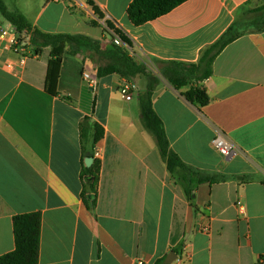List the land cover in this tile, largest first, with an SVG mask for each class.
I'll list each match as a JSON object with an SVG mask.
<instances>
[{"label": "crops", "instance_id": "1", "mask_svg": "<svg viewBox=\"0 0 264 264\" xmlns=\"http://www.w3.org/2000/svg\"><path fill=\"white\" fill-rule=\"evenodd\" d=\"M2 1L34 28L84 36L96 48L65 49L58 96L45 89L50 48L16 73L3 69L0 52V256L15 249L13 218L39 212V264H153L173 249L179 258L184 247L185 264H264V32L229 43L209 77L193 80L206 87L207 106L188 103L181 95L187 87L154 78L157 65H197L239 10L257 0H187L141 26L128 16L133 0H92L103 20L88 0ZM106 20L132 43L118 48L151 74L153 108L171 149L193 169L224 178L200 185L189 175L192 201L144 125L148 78L98 76L100 68L121 66ZM84 71L97 77L92 89ZM124 79L133 86L131 100L120 91ZM95 123L104 136L92 147ZM218 131L238 146L237 154L226 158L214 148ZM97 149L101 169L97 193L87 194L96 200L91 211L82 195L93 179L82 173Z\"/></svg>", "mask_w": 264, "mask_h": 264}, {"label": "trees", "instance_id": "2", "mask_svg": "<svg viewBox=\"0 0 264 264\" xmlns=\"http://www.w3.org/2000/svg\"><path fill=\"white\" fill-rule=\"evenodd\" d=\"M186 1L187 0H133L128 8V16L133 25L141 26L171 12L174 8ZM87 3L91 6L97 18L103 20L104 15L99 7L96 6L92 0H88ZM252 3V1L247 3L239 10L238 16L233 25L218 42L205 51L203 58H201V61L197 65L187 68L184 65L177 64L172 69L166 70V79L176 90H182L187 87L185 91L181 92V95L191 105L197 108H202L207 106L210 102L206 87L203 85H194L192 83L195 75H198V81L209 77L211 74L212 61L218 53L238 37L247 34L242 33L236 35L235 33L236 27L242 21L245 22L246 19V24L249 25V23H247V18H250V23L253 26L258 24L259 21H256V17L261 16L262 13L261 11L249 9L248 7L251 6ZM241 12H243V14H241ZM0 13L19 30H33L34 42L37 45L39 52L42 53L43 49L50 48V60L48 63L45 89L53 96L59 95L58 83L65 49L69 47L72 52L78 53L82 48H96V43H93L89 38L84 36L65 33L48 34L34 28L21 13L9 11L2 0H0ZM91 23L94 25L97 24L96 21H92ZM105 26L114 31V33L117 34L125 44L131 46L132 43L130 39L123 33V31L116 28L112 22L106 20ZM256 32H264V28ZM113 50L116 55H120L121 66L118 67L114 64L100 68L98 70V76L104 77L106 75L117 73L128 78L136 75H142L148 78L149 85L146 92L143 94L141 102L144 125L155 136L161 155L166 162L171 176L182 184L189 200H193L194 191L191 187V178L189 175L197 176L198 184L200 185H212L223 181L224 178L222 176L205 174L186 165L171 149L163 121L153 108L152 96L154 93V86L152 85L153 78L151 74L147 72L144 66L128 57L127 51L118 48L116 45ZM103 136L104 128L98 123H95L94 133L90 140V142H92V147H95ZM86 138V136L82 137L83 143L87 140ZM91 158H93L94 162L84 169L82 177L89 176L93 181L89 185L85 184L82 197L89 210L93 211L96 207V200L90 201L87 198V194L89 192L97 193L101 161L95 157V153ZM193 207L195 212L199 211L196 206ZM41 228L42 217L39 212L15 216L13 218L15 249L12 252L0 256V264H39ZM173 251L179 254L178 250L173 249ZM166 257L167 254L158 258L153 264H164ZM185 263L186 262L183 264Z\"/></svg>", "mask_w": 264, "mask_h": 264}, {"label": "built area", "instance_id": "3", "mask_svg": "<svg viewBox=\"0 0 264 264\" xmlns=\"http://www.w3.org/2000/svg\"><path fill=\"white\" fill-rule=\"evenodd\" d=\"M5 25L0 22V52L5 56L2 62V67L9 73H16L19 70L25 68L27 62L31 59L39 58L41 52L34 42L33 30H19L11 22ZM105 26V22H104ZM112 37V41L116 46H125L126 44L121 40V38L114 33V31L108 29L105 26ZM157 74V70H154ZM83 79L88 85L93 88L97 85V77L93 74L84 71ZM133 86L131 83L124 79L120 91L125 96L127 100H131V89ZM214 148L224 157L230 158L239 152L238 146L230 140V138L222 131H218L213 139ZM100 150L95 151V157L100 159ZM241 211H243L242 205L239 203ZM188 258L187 248L184 247L182 253L177 259L180 264H183ZM137 264H144L141 260L137 261Z\"/></svg>", "mask_w": 264, "mask_h": 264}, {"label": "rangeland", "instance_id": "4", "mask_svg": "<svg viewBox=\"0 0 264 264\" xmlns=\"http://www.w3.org/2000/svg\"><path fill=\"white\" fill-rule=\"evenodd\" d=\"M11 3L14 1V0H9ZM249 9H253V10H257V11H261L262 15L261 16H258L256 17V21H259L258 24L256 26H253L250 22V18H247L249 25L246 24V19H245V22H241L235 29V33L236 35L237 34H242V33H251V32H256L258 30H261L264 28V0H257L255 2H253V4L251 6L248 7ZM260 13V14H261ZM241 14H243V12H241ZM260 17V18H259ZM259 19V20H258ZM0 21L2 23H4L5 25L8 23L7 19L4 18L1 14H0ZM246 24V25H245ZM156 68L158 69V77H155L154 75V78H161V79H166V75H165V72H166V68L165 69H161L159 65L156 66ZM156 69V70H157ZM161 69V70H160ZM172 69V68H171ZM150 72L151 69H149ZM153 74V73H152ZM198 77V75L196 74L195 77H194V80H197L196 78ZM204 195L201 194L200 195V199H204Z\"/></svg>", "mask_w": 264, "mask_h": 264}, {"label": "water", "instance_id": "5", "mask_svg": "<svg viewBox=\"0 0 264 264\" xmlns=\"http://www.w3.org/2000/svg\"><path fill=\"white\" fill-rule=\"evenodd\" d=\"M93 158H89L87 161H86V165L87 166H90L92 163H93ZM177 258H178V255H177V253L175 252V251H171L168 255H167V257H166V259H165V261H164V264H172V263H174L176 260H177Z\"/></svg>", "mask_w": 264, "mask_h": 264}]
</instances>
